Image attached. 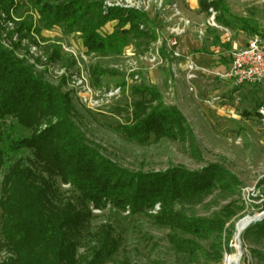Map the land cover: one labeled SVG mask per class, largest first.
Returning a JSON list of instances; mask_svg holds the SVG:
<instances>
[{
  "label": "trees",
  "instance_id": "1",
  "mask_svg": "<svg viewBox=\"0 0 264 264\" xmlns=\"http://www.w3.org/2000/svg\"><path fill=\"white\" fill-rule=\"evenodd\" d=\"M33 3L41 25L36 29L38 34L53 27L64 35L79 33L87 53L102 58H117L126 47L141 49L156 40L143 14L121 9L104 11L101 0ZM12 5L13 0H0V13ZM198 6L199 12L207 15L212 9L218 25L264 40V31L252 17L228 19L223 0H199ZM108 24H113V31L104 33ZM142 24L145 26L139 29ZM24 27L28 31L30 26L25 23ZM212 45H219L217 37ZM57 53H51L49 59ZM117 75L111 68H91L95 86L101 77ZM69 94L35 75L0 42V171L6 154L27 149L34 158L31 166L18 159L2 176L0 253L5 250L9 257L0 264H112L119 248L112 226L104 223L91 232L92 211L102 212L107 207L126 213L125 217L147 215L155 226L167 231L169 248L181 264H197L200 259L221 264L226 224L238 210L235 202L210 217L189 215L182 207L199 205L215 192L227 198L236 195L241 185L236 177L218 165L199 171L180 166L149 173L129 171L86 145L73 121L76 111ZM132 95L133 110L128 120L133 123L116 126L126 140L138 145L148 144L151 137L154 142L167 139L184 143L192 136L182 114L175 107L163 105L156 90L134 87ZM259 106L253 111L255 116ZM42 126L46 128L41 130ZM56 177L71 187L72 197L65 198L54 188L51 179ZM260 183L263 185L264 180ZM241 238L261 244L264 219L247 227ZM85 241H89V251L78 255ZM201 242H209L208 250ZM253 254L258 264H264V250ZM113 264L128 263L122 260Z\"/></svg>",
  "mask_w": 264,
  "mask_h": 264
},
{
  "label": "rangeland",
  "instance_id": "2",
  "mask_svg": "<svg viewBox=\"0 0 264 264\" xmlns=\"http://www.w3.org/2000/svg\"><path fill=\"white\" fill-rule=\"evenodd\" d=\"M101 1L103 6L107 0ZM223 1L228 10V19L252 17L261 31H264V0ZM165 2L177 5L184 16L194 24H204L210 18V15L199 12V0H165ZM12 6L5 12L6 19L13 24L11 28L0 16V25L3 28L0 31L2 47L13 51L18 59L32 68L35 75L41 76L51 86L58 87L63 94L71 93L69 97L76 111L73 121L87 146L132 172H159L178 166L188 171H199L208 165H218L236 177L241 183L239 193L236 195L227 198L224 194L215 192L199 205L182 207L189 215L210 217L225 205L235 202L238 208L236 216L226 224L227 233L223 234L224 259L225 254L229 253L235 244L237 221L243 217H254L264 213V184L260 183L264 180V124L253 114L255 107L264 104V87L250 84L237 86L231 81L213 78V73L226 69L229 53L233 47L240 46L237 41L238 36L243 37L245 41L261 38L246 36L236 30H229L230 34L227 36L209 29L205 39L199 42L192 32H187L184 40L198 41L201 44L200 49L211 56V59L205 63H196L199 72L192 82L194 92L189 91L190 86L183 75L182 63L179 68L175 61L167 59L158 70L144 72L142 82L132 87L124 83L123 77L119 75L101 77L98 86L92 84L93 87L120 84L123 87V94L114 107L104 113H96L87 110L79 103L78 94L72 87V78L61 79L57 72L61 69L68 73V76H72L73 73L82 71L91 79L92 67L97 65L108 69L117 63L120 56L102 58L89 55L83 60L80 55L83 54V48L79 35H64L57 27L49 30L41 29L39 34L36 32L41 25L33 0H13ZM25 23L30 26L29 32L24 27ZM112 31L113 24H108L103 29L104 33ZM6 34L8 38H4ZM215 37L219 39L218 46L212 45ZM184 40L181 44L182 48H185ZM32 47L35 50L31 51ZM68 47H71V51H75V55L64 50ZM190 50L186 49L192 57L199 51L192 48ZM215 50L219 51L215 54ZM55 51L58 52L57 57L50 60V54ZM223 53L227 56L223 57ZM174 65L176 67L172 72L171 66ZM141 86L153 88L160 94L163 105L175 107L185 119L192 136L186 138L184 143L167 139L154 142L151 137L146 145H138L121 136L116 126L133 123L129 122L134 101L132 89ZM208 96L218 99L205 104L203 99ZM244 113H250V116H244ZM9 121L11 119H7V122ZM45 128L46 126H42L41 130ZM26 135L28 134H23L22 137ZM12 137H15V134ZM18 159H22L28 166L34 161L32 152L27 149L6 154L5 165L0 171V185L7 166ZM51 180L60 195L65 198L73 196L74 192L69 185L62 184L57 177ZM92 214L94 218L91 221V232H95L104 223H109L113 228V236L119 242L113 263L125 260L128 264H153L155 261L181 264L169 248L167 231L155 226L147 215L125 217L126 213L117 212L110 207L102 212L93 210ZM252 241L242 240L241 237L238 240L242 252L240 264H258L253 251L264 250V238L261 244ZM200 244L208 250L209 242ZM88 251L89 241H85L81 243L77 253L85 255ZM8 257L9 254L5 250L0 253L1 261ZM197 264L213 263L200 259Z\"/></svg>",
  "mask_w": 264,
  "mask_h": 264
},
{
  "label": "built area",
  "instance_id": "3",
  "mask_svg": "<svg viewBox=\"0 0 264 264\" xmlns=\"http://www.w3.org/2000/svg\"><path fill=\"white\" fill-rule=\"evenodd\" d=\"M102 9L104 11L121 9L139 12L147 18L146 24L156 36L155 41L141 49H136L133 46L126 47L117 63L110 66L119 76L123 77V82L131 87L142 82L144 72L158 70L169 59L175 61L179 68L182 63L183 75L190 86L189 91L194 92L192 82L197 78L199 67L191 53L181 46L187 32H192L199 42L205 39L209 29L227 36L230 34L227 28L215 22V13L211 9H209L210 18L204 24H194L184 16L177 5L165 2V0H107L103 3ZM10 11L12 16V10ZM0 16L7 21L6 24L11 28L13 24L6 19L5 13H1ZM144 26L140 25L139 29H143ZM71 34L80 36L79 33ZM5 37L8 38V35H4ZM81 47L83 54L80 55L83 60L89 55H94L87 53L83 44ZM33 50H35L34 47L31 48V51ZM64 50L75 55V51H71V47ZM175 67V65L171 66L172 72ZM57 75L61 79L72 78V87L78 94L79 103L87 110L96 113H104L114 107L123 94V87L120 84L110 87H102V85L99 88L93 87L90 76L82 71L68 76V73L60 69ZM213 78L231 81L237 86L250 84L264 87V40L255 38L238 47H233L229 53L226 69L222 72H214ZM217 99V97L208 96L203 100L205 104H210ZM257 117L264 124V104L258 107ZM248 202H250L249 199Z\"/></svg>",
  "mask_w": 264,
  "mask_h": 264
},
{
  "label": "bare ground",
  "instance_id": "4",
  "mask_svg": "<svg viewBox=\"0 0 264 264\" xmlns=\"http://www.w3.org/2000/svg\"><path fill=\"white\" fill-rule=\"evenodd\" d=\"M257 217V216H255ZM253 220V217H243L235 224V244L232 246L229 253H226L223 259V264H240L242 258L241 247L238 240L241 237L244 229Z\"/></svg>",
  "mask_w": 264,
  "mask_h": 264
},
{
  "label": "crops",
  "instance_id": "5",
  "mask_svg": "<svg viewBox=\"0 0 264 264\" xmlns=\"http://www.w3.org/2000/svg\"><path fill=\"white\" fill-rule=\"evenodd\" d=\"M237 41L240 45L244 44L245 42V39L241 36H238L237 37ZM184 45H185V49L187 50H190V48L192 49H195V50H199L200 49V43L198 41H195V40H191V39H185L184 40ZM199 48V49H198ZM213 50V49H212ZM191 51V50H190ZM217 51L219 50H215L214 53L216 54ZM223 57H226L227 54L223 53L222 54ZM195 63H205L208 61V59H211V56L205 54L201 49L199 51H197V53L194 55L193 57ZM227 61V64L225 65V67L228 65V59L226 60Z\"/></svg>",
  "mask_w": 264,
  "mask_h": 264
},
{
  "label": "water",
  "instance_id": "6",
  "mask_svg": "<svg viewBox=\"0 0 264 264\" xmlns=\"http://www.w3.org/2000/svg\"><path fill=\"white\" fill-rule=\"evenodd\" d=\"M264 219V213H262V214H259V215H257V217H253V220L248 224V226H246V228L247 227H249L251 224H254V223H256V222H260V221H262ZM245 228V229H246ZM244 229V230H245Z\"/></svg>",
  "mask_w": 264,
  "mask_h": 264
}]
</instances>
